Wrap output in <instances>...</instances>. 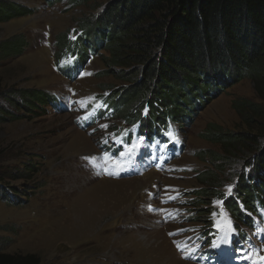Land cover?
Returning a JSON list of instances; mask_svg holds the SVG:
<instances>
[{
  "label": "rangeland",
  "instance_id": "obj_1",
  "mask_svg": "<svg viewBox=\"0 0 264 264\" xmlns=\"http://www.w3.org/2000/svg\"><path fill=\"white\" fill-rule=\"evenodd\" d=\"M0 1L31 11L0 21V47L19 36L28 43L17 55L0 49V184L9 195L0 199V251L36 255L39 264H252L241 257L264 254V216L249 234L251 243L239 235L213 247L224 235L215 224L230 220L231 239L233 219L225 199L215 195L203 203L197 192L206 187L199 174L215 169L211 156L224 154L205 137L210 124L236 134H256L264 126L263 119L246 123L232 105L238 98L261 101L251 78L230 82L208 102L194 105L190 122L173 123L175 139L168 131L165 137L180 146L179 153L145 133L125 172L97 175L86 157L101 163L104 151L115 154L123 147L112 142V134L129 130L127 140L138 126L121 112L95 106L105 105L112 89L125 93L133 84L109 72L105 49L88 60L75 81L58 70L55 57L58 36L70 29L78 34L82 21L96 19L112 0ZM26 90L48 92L53 103L25 107ZM218 172L223 179L218 190L225 194L232 185V193L236 175L229 168ZM198 212L205 214L203 220L194 218ZM191 249L196 251L189 255Z\"/></svg>",
  "mask_w": 264,
  "mask_h": 264
},
{
  "label": "trees",
  "instance_id": "obj_2",
  "mask_svg": "<svg viewBox=\"0 0 264 264\" xmlns=\"http://www.w3.org/2000/svg\"><path fill=\"white\" fill-rule=\"evenodd\" d=\"M29 13L27 7L0 1V21ZM80 28L78 34L70 29L58 36V70L75 81L94 54L107 50L104 62L109 72L133 85L125 93L109 91L103 101L106 112H121L128 122L141 123L149 137H162L169 120L190 122L194 105L208 102L230 82L245 77L253 80L261 101L238 98L233 108L248 124L255 119L264 123V0H112L96 19L83 20ZM27 44L19 36L0 49L4 55H17ZM63 60L72 63L65 67ZM23 96L28 108L53 103V95L45 91L26 90ZM134 109L138 113L133 114ZM205 137L221 145L224 154L211 156L215 169L199 174L206 187L197 191L198 196L203 203L215 195L225 199L235 240L239 235L245 239L263 216L264 126L256 134H236L210 124ZM207 156L204 152L202 159ZM223 168L236 175L229 197L218 190L223 182L218 170ZM8 197L0 184V199ZM198 215L205 217L198 212L194 218ZM39 261L36 255L0 251V264Z\"/></svg>",
  "mask_w": 264,
  "mask_h": 264
},
{
  "label": "snow or ice",
  "instance_id": "obj_3",
  "mask_svg": "<svg viewBox=\"0 0 264 264\" xmlns=\"http://www.w3.org/2000/svg\"><path fill=\"white\" fill-rule=\"evenodd\" d=\"M83 75V73H81ZM106 107L105 105L102 104H97L95 106V109L103 108ZM94 109V112H95ZM94 112L92 114H94ZM90 114V115H92ZM145 116H147V109H145ZM89 117L86 115L84 117L85 120H87ZM103 128H107V125H101ZM169 131L166 133L168 137L171 139H175V136L173 132L171 131V125L168 126ZM131 132L136 131V126H133V128L130 130ZM129 130H124L122 135H116L112 134V142L116 146H123L121 150L118 152H115L114 154V149H109L107 151H104L102 154V157L100 160L102 161L101 163H97V158L96 157H91L86 159H90L91 163L93 164L96 174L99 175L100 172H103L106 175L109 176H119L121 172H125L133 163H134V157L136 156L137 152L140 150L143 144V137H132L131 139H127L128 137ZM105 144H108L109 141L108 139L104 140ZM159 167V165H158ZM247 171V170H245ZM231 189L232 185L228 186V191L225 193V195H231ZM174 199V197H173ZM214 203L216 204H221L222 201H215ZM149 210L151 211V206H149ZM215 216L216 213H213ZM226 215L225 213H221V216ZM215 227L217 229H223L224 230V235L221 237H218L216 240L212 241V246L213 247H218L220 243L227 244L228 241V234L229 231L231 230V221L227 220L223 224L221 222H217L215 224ZM172 235V233H170ZM180 245H177V248L180 249ZM183 250V249H181ZM196 249H191L189 250V255H191L192 252H195ZM241 259L243 260H250L252 264H258L259 261H264V256H260L256 251H251L248 253H245Z\"/></svg>",
  "mask_w": 264,
  "mask_h": 264
}]
</instances>
